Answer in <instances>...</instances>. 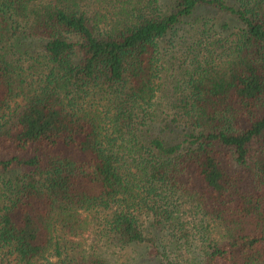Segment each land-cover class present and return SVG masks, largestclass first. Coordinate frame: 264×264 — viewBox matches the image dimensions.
I'll use <instances>...</instances> for the list:
<instances>
[{
  "label": "trees",
  "instance_id": "obj_1",
  "mask_svg": "<svg viewBox=\"0 0 264 264\" xmlns=\"http://www.w3.org/2000/svg\"><path fill=\"white\" fill-rule=\"evenodd\" d=\"M11 263L264 264V0H0Z\"/></svg>",
  "mask_w": 264,
  "mask_h": 264
},
{
  "label": "rangeland",
  "instance_id": "obj_2",
  "mask_svg": "<svg viewBox=\"0 0 264 264\" xmlns=\"http://www.w3.org/2000/svg\"><path fill=\"white\" fill-rule=\"evenodd\" d=\"M182 35H187L186 33H185V31H179V33H178V36L180 37V36H182ZM188 36V35H187ZM178 37V38H179ZM183 38V37H182ZM183 40H184V38H183ZM185 41L187 42V40L185 39ZM167 42V41H166ZM166 42H164L163 44H162V46H164V47H166V46H173V45H175L174 44V42L173 43H166ZM184 43V42H183ZM165 57V56H164ZM167 59V58H166ZM168 74L169 75H171V71L170 70H168ZM170 79H171V77H170ZM11 264H13V263H11Z\"/></svg>",
  "mask_w": 264,
  "mask_h": 264
}]
</instances>
